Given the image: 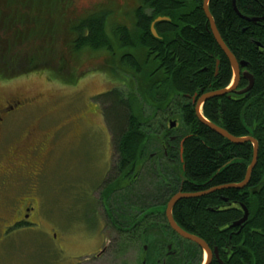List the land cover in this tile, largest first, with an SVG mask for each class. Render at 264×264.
<instances>
[{"label":"trees","instance_id":"1","mask_svg":"<svg viewBox=\"0 0 264 264\" xmlns=\"http://www.w3.org/2000/svg\"><path fill=\"white\" fill-rule=\"evenodd\" d=\"M202 2L140 0L132 11L131 28L113 23L107 31L111 12L104 8L70 18V0H0V79L45 73L50 79L75 85L79 78L66 55L106 53L109 59L103 72L119 87L94 98L116 157V178L102 191L104 197L110 188L124 187L114 206L123 207L127 201L130 214L140 211L146 220L154 215L166 224V203L178 189L199 194L223 188L179 200L171 212L174 222L212 251L217 249L218 257L210 264H264V0L208 3L223 43L238 62L246 63L243 70L253 78L248 93L232 91L212 98L201 110L206 121L229 135L257 141V161L243 189L224 187L244 180L252 145L231 144L211 131L199 122L191 103L194 97L229 87L232 80ZM157 18L169 21L154 25L155 38L150 26ZM252 19L256 21H248ZM238 83L240 88L248 84L244 78ZM167 120L177 121V130H166ZM172 133L178 134L173 142L178 189L166 195L165 180L158 177L162 170L147 161L149 153L157 151ZM141 168L156 178L151 193L140 199L133 193V180L127 183V178L132 179L137 171L139 175ZM170 169L164 177L174 187ZM243 207L247 220L234 227L244 216ZM167 229L177 243L174 264H199L200 249ZM166 239L147 235L141 240L148 248L142 255L146 264L155 263L153 249L164 247Z\"/></svg>","mask_w":264,"mask_h":264},{"label":"rangeland","instance_id":"2","mask_svg":"<svg viewBox=\"0 0 264 264\" xmlns=\"http://www.w3.org/2000/svg\"><path fill=\"white\" fill-rule=\"evenodd\" d=\"M139 1L70 0L68 10L70 18L100 8L109 10L106 25L109 31L113 23L131 28L132 11ZM66 57L74 76L79 78L75 85L50 79L45 73L0 79V92L32 99L25 104L29 106L15 113L14 131L10 135L20 137L32 130L35 140L49 147V161L52 160L44 183V189L51 196L46 206H41L44 218L40 229L21 234L19 243L15 242L10 251L0 254V264H139L140 246L118 258L109 252L98 255L95 260L91 258L94 255L87 256L99 251L109 240L98 228V222L103 221L102 208L95 205L99 191L96 193L93 189L112 176L113 180L116 178L113 168L116 157L109 130L94 98L119 86L103 72L109 59L106 53L81 52ZM153 180L145 172L139 180L128 179L127 183L134 184L133 193L140 198L151 193ZM110 199L108 204L112 206ZM51 228L57 229L56 242L50 241L53 229L50 235L39 232Z\"/></svg>","mask_w":264,"mask_h":264},{"label":"flooded vegetation","instance_id":"3","mask_svg":"<svg viewBox=\"0 0 264 264\" xmlns=\"http://www.w3.org/2000/svg\"><path fill=\"white\" fill-rule=\"evenodd\" d=\"M218 64L219 62L216 63V66ZM238 85L239 83L237 84L235 92H239L247 87L240 88ZM192 99H196V97ZM192 99L191 103L193 104ZM30 100L32 99L24 97L23 95L15 96L11 92H0V254L10 251V249L14 247L11 245L15 242L19 243L21 241V234L34 232L36 230L38 231L40 229L41 218H44V210L41 213L40 209L43 204L46 206V201H48L51 196V194L44 189L46 172L48 173V168L52 163L51 159L49 161V147L46 148L44 142L39 143V141H36L34 138L35 132H32V130H28L20 137L10 135V133H13L14 131L12 128V118L15 116L16 112L20 111L25 106H29L25 104ZM165 124L166 130L170 131L177 130L179 126V123L175 120H167ZM171 124H174V126L171 127ZM177 136V133H172L167 136L166 140L160 145L157 151L149 153V160L147 161L149 162L152 160L153 167L156 166V168L159 167V169L162 170L161 173L158 172V177L165 180L164 182H161L163 183V188H165L166 195L170 190L178 189L176 184L177 163L173 157L176 148L173 142L177 140ZM181 145L182 141H180V152L182 149ZM169 166L171 167L170 171L172 177L169 179L175 183L176 186L174 187L172 183H169L168 178H166V176L164 177ZM140 171V174H143L146 172V168H141ZM137 172L132 175L133 182L136 181L137 178L138 180L140 179V174L137 175ZM146 174H148L149 177H155L152 173L146 172ZM112 177L106 179L101 186L97 185L95 189H93L92 186V189L95 192L99 191L98 193L96 192V195H98L99 198L94 200L95 205L98 208H102L101 217L103 218V221L98 222V228L102 234L106 233L109 236V240L107 245L103 246L99 251L87 256L94 255V257L91 258L92 260H95L98 255L109 252L114 257L118 258L128 252L129 249H133L135 246H140L141 261L139 264H146L142 255L147 252L148 248L146 245L141 244V240H144L147 235H151L158 238H167L164 247L157 246L153 249V251H155L154 264H167L166 257L172 261L171 264H174L177 260L176 254L174 253V250L177 248V243L173 242V237L170 235V232H168L167 227L171 232L177 235L178 238L189 243L192 242L181 238L171 229L166 219V209H164L166 224H162V221L160 220L161 217L151 215L146 220V216H143L140 211L130 214V210L127 208V201L123 202V207L120 205L114 206V202L116 201L114 198L120 196L124 187H122L123 189L120 187H115V189L110 188L108 190L109 196L107 195L108 197L105 198L102 191H104V188L109 185L108 182L110 179L114 178ZM128 179L129 178H127V180ZM115 186H118V184ZM80 192L82 191L80 190ZM177 193L187 194L178 189L169 200ZM109 198H113L112 200L110 199L112 206H109L108 204ZM52 229L53 232L50 235ZM39 232L41 234L48 233L47 235L51 236V242H56L58 240L57 234H55L57 229L55 228ZM194 245L197 246L196 244ZM211 252L212 258L210 263L213 260V257H218L217 249H214L213 251L211 250ZM200 254L201 259L199 264H205L206 254L201 249ZM86 258L84 260L88 261Z\"/></svg>","mask_w":264,"mask_h":264},{"label":"water","instance_id":"4","mask_svg":"<svg viewBox=\"0 0 264 264\" xmlns=\"http://www.w3.org/2000/svg\"><path fill=\"white\" fill-rule=\"evenodd\" d=\"M208 3H209V0H203L202 10H203V12L207 18V21L209 24V29L213 35L215 42L217 43L218 47L220 48V50L222 51V53L224 54V56L227 58V60L229 62V65H230V68L232 71V80H231L229 87H227L223 90H218L215 92H208V93L202 94L198 98L192 99V101L194 104L195 115H196V117L200 123L207 126L211 131H213L217 135L221 136L223 139L227 140L231 144L237 145V144H242V143L248 142L252 145V159H251L249 166L247 167L244 180L240 184L230 185L228 187H224L225 189L226 188L243 189L248 184L250 176H251V172H252V170L256 164V161H257V155H258V143H257V141L251 137L236 138V137L229 135L225 130H223L220 127L206 121V119H204L202 114H201V110H202L203 104L207 100H210L212 98L222 97L228 93H231L232 91H235L240 77L246 79L248 81V85L246 88L242 89L241 91H239L237 93L239 95H242V94L249 92L253 86V78L247 71L243 70L246 67V63L238 62L234 58V56L231 54V52L228 50V48L225 46V44L223 43V41H222V39H221V37H220L216 27H215L214 21H213L211 15L209 13ZM164 21L168 22L169 19L168 18H157L151 24L150 32L155 38L157 37V34H156L155 29H154V25L156 23L164 22ZM248 21L255 22L256 20L252 19V20H248ZM173 126H174V124H171V127H173ZM180 153H181L180 155L182 156V150ZM220 189H223V188H220ZM220 189L219 188L218 189H212V190L206 191L204 193H199V194L177 193L168 201L166 208H165L166 209L165 210L166 219H167V222H168L169 226L171 227V229L176 234H178L181 238L188 240V241H191L192 243L196 244L206 254L205 264H209L210 260L212 258V252H211L210 248L201 239L182 231L174 222V220L172 218L171 210H172L173 206L175 205V203H177V201H179L181 199L200 197V196L206 195L210 192H213L215 190H220ZM243 210H244L243 218L241 220H239L238 222L234 223L233 224L234 227H238L239 225L243 224L247 220V215H248L247 210L244 207H243ZM214 252H216V251H214Z\"/></svg>","mask_w":264,"mask_h":264}]
</instances>
